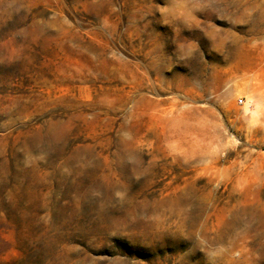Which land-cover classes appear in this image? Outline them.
<instances>
[{"label": "rangeland", "instance_id": "rangeland-1", "mask_svg": "<svg viewBox=\"0 0 264 264\" xmlns=\"http://www.w3.org/2000/svg\"><path fill=\"white\" fill-rule=\"evenodd\" d=\"M0 264H264V0H0Z\"/></svg>", "mask_w": 264, "mask_h": 264}, {"label": "built area", "instance_id": "built-area-1", "mask_svg": "<svg viewBox=\"0 0 264 264\" xmlns=\"http://www.w3.org/2000/svg\"><path fill=\"white\" fill-rule=\"evenodd\" d=\"M239 103H243V100H242V99H240V100H239Z\"/></svg>", "mask_w": 264, "mask_h": 264}]
</instances>
